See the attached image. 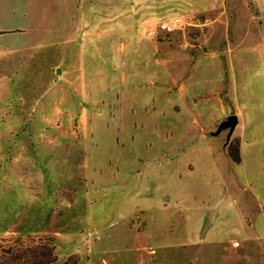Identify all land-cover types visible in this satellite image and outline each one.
Masks as SVG:
<instances>
[{
    "label": "rangeland",
    "instance_id": "rangeland-1",
    "mask_svg": "<svg viewBox=\"0 0 264 264\" xmlns=\"http://www.w3.org/2000/svg\"><path fill=\"white\" fill-rule=\"evenodd\" d=\"M38 244L59 263L264 264L251 0H0V254Z\"/></svg>",
    "mask_w": 264,
    "mask_h": 264
},
{
    "label": "trees",
    "instance_id": "trees-1",
    "mask_svg": "<svg viewBox=\"0 0 264 264\" xmlns=\"http://www.w3.org/2000/svg\"><path fill=\"white\" fill-rule=\"evenodd\" d=\"M227 153L232 162H240L241 156L237 138L229 142ZM0 264H80V262L77 257H69L59 263L52 246L38 244L26 247L9 246L2 248Z\"/></svg>",
    "mask_w": 264,
    "mask_h": 264
},
{
    "label": "built area",
    "instance_id": "built-area-1",
    "mask_svg": "<svg viewBox=\"0 0 264 264\" xmlns=\"http://www.w3.org/2000/svg\"><path fill=\"white\" fill-rule=\"evenodd\" d=\"M184 27V22L178 17H173L166 21L158 23L154 28L149 31V36L157 37L158 34L163 33H173L175 31H180Z\"/></svg>",
    "mask_w": 264,
    "mask_h": 264
},
{
    "label": "water",
    "instance_id": "water-1",
    "mask_svg": "<svg viewBox=\"0 0 264 264\" xmlns=\"http://www.w3.org/2000/svg\"><path fill=\"white\" fill-rule=\"evenodd\" d=\"M236 123V116L234 114H231L228 116V118L220 123L218 126V131L221 130L223 127L230 126V129L232 130L234 125Z\"/></svg>",
    "mask_w": 264,
    "mask_h": 264
},
{
    "label": "crops",
    "instance_id": "crops-1",
    "mask_svg": "<svg viewBox=\"0 0 264 264\" xmlns=\"http://www.w3.org/2000/svg\"><path fill=\"white\" fill-rule=\"evenodd\" d=\"M251 2L253 3V5L255 6V7H257L258 8V10L259 11H261L262 13H264V0H251ZM235 116H236V123H237V120H238V117H237V115L236 114H234ZM228 118V117H227ZM224 121V120H223ZM235 123V124H236ZM220 125V124H219ZM235 126V125H234ZM217 130H218V128H217ZM220 131V130H219ZM230 131H231V129H230ZM239 148H240V146H239ZM227 156H228V153H227ZM240 156H241V152H240ZM242 157V156H241ZM228 158H229V156H228ZM230 159V158H229ZM231 160V159H230ZM241 161V160H240ZM232 162V161H231ZM234 163V162H233ZM234 164H238V163H234Z\"/></svg>",
    "mask_w": 264,
    "mask_h": 264
}]
</instances>
